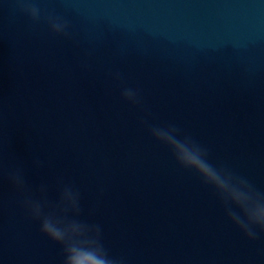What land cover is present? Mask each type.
<instances>
[{
    "label": "water",
    "instance_id": "1",
    "mask_svg": "<svg viewBox=\"0 0 264 264\" xmlns=\"http://www.w3.org/2000/svg\"><path fill=\"white\" fill-rule=\"evenodd\" d=\"M32 2L37 23L0 0V264H62L17 168L50 200L73 184L126 264H264V234L246 238L149 132L177 125L264 191V0Z\"/></svg>",
    "mask_w": 264,
    "mask_h": 264
},
{
    "label": "clouds",
    "instance_id": "2",
    "mask_svg": "<svg viewBox=\"0 0 264 264\" xmlns=\"http://www.w3.org/2000/svg\"><path fill=\"white\" fill-rule=\"evenodd\" d=\"M16 10L33 23L41 19V9L32 0H14ZM55 34L68 36V23L54 15L46 17ZM119 78V74H117ZM122 97L138 104V92L124 88ZM150 135L171 153L176 164L193 173L200 182L212 189L226 218L249 240L264 234V191L246 176L227 164L214 162L210 150L175 124L150 125ZM8 179L21 195L22 208L28 217L39 223L40 232L61 250L62 264H126L122 256H114L103 240L100 224L82 219L80 191L71 183L58 181L59 195L50 200L46 185L38 194L27 187L23 171H9Z\"/></svg>",
    "mask_w": 264,
    "mask_h": 264
}]
</instances>
